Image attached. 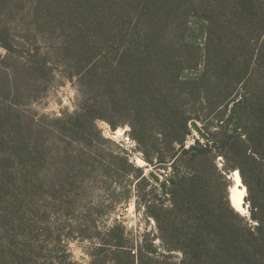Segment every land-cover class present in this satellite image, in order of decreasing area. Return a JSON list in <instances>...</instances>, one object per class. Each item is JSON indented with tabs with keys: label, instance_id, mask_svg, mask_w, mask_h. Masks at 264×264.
<instances>
[{
	"label": "trees",
	"instance_id": "1",
	"mask_svg": "<svg viewBox=\"0 0 264 264\" xmlns=\"http://www.w3.org/2000/svg\"><path fill=\"white\" fill-rule=\"evenodd\" d=\"M64 4L57 54L77 71L83 93L69 117L74 138L85 125L108 142L96 121L115 129L111 119H118L129 125L148 164L161 168L181 159L189 170L169 180L173 206L150 212L160 246L151 238L134 246L126 228L114 225L104 244L115 251L92 264H264V0H103L101 9L76 7L80 27L71 26L74 5ZM44 59L26 58L10 92L19 95V75L43 76ZM192 122L202 125L208 141L187 150ZM123 162L142 175L128 157ZM193 164L199 168L191 173ZM236 170L248 191H257L255 225L229 201L227 175Z\"/></svg>",
	"mask_w": 264,
	"mask_h": 264
},
{
	"label": "rangeland",
	"instance_id": "2",
	"mask_svg": "<svg viewBox=\"0 0 264 264\" xmlns=\"http://www.w3.org/2000/svg\"><path fill=\"white\" fill-rule=\"evenodd\" d=\"M85 1L51 0L55 9L49 11L46 0H0V264H92L94 257L101 261L115 251L104 244L114 225L126 228L134 246L147 238L160 246L158 225L150 212L173 206L169 180L174 173L189 171L181 159L161 168L148 164L129 125L118 119H111L115 129L105 120L96 121L100 137L108 142L98 140L85 125L80 138H74L76 129L69 117L80 108L83 93L77 71L57 54L58 20L65 2L75 8L77 17L71 26L79 27L83 26L76 13L79 4L84 9L104 6L103 0ZM31 54L47 57L48 69L36 79L19 75L21 91L13 94L10 83ZM260 75L257 71V78ZM192 123L202 129L199 122ZM190 129L185 149L208 141L191 124ZM123 157L142 175L130 170ZM216 163L223 168L224 159L219 157ZM197 166L191 165L190 172H196ZM234 172L227 175L229 201L246 222L255 225L251 202L257 191L250 193L241 175L239 183L235 180ZM247 183L256 186L251 176ZM103 246L106 249L96 250ZM174 260L180 261L181 255L176 253Z\"/></svg>",
	"mask_w": 264,
	"mask_h": 264
},
{
	"label": "water",
	"instance_id": "3",
	"mask_svg": "<svg viewBox=\"0 0 264 264\" xmlns=\"http://www.w3.org/2000/svg\"><path fill=\"white\" fill-rule=\"evenodd\" d=\"M191 126L197 131V133L204 139V140H208V136L206 134H204V132L202 131V129L198 126V124L196 123H191ZM150 176L156 180L158 183L160 182V179L158 178V176L155 173H151Z\"/></svg>",
	"mask_w": 264,
	"mask_h": 264
},
{
	"label": "bare ground",
	"instance_id": "4",
	"mask_svg": "<svg viewBox=\"0 0 264 264\" xmlns=\"http://www.w3.org/2000/svg\"><path fill=\"white\" fill-rule=\"evenodd\" d=\"M233 177L235 178V180L239 183L241 181L240 179V174L238 171H235L234 174H233ZM236 182V183H237ZM235 191H238V189L236 188Z\"/></svg>",
	"mask_w": 264,
	"mask_h": 264
},
{
	"label": "built area",
	"instance_id": "5",
	"mask_svg": "<svg viewBox=\"0 0 264 264\" xmlns=\"http://www.w3.org/2000/svg\"><path fill=\"white\" fill-rule=\"evenodd\" d=\"M187 148H190V145H188Z\"/></svg>",
	"mask_w": 264,
	"mask_h": 264
}]
</instances>
